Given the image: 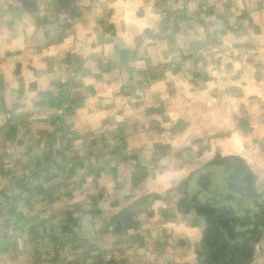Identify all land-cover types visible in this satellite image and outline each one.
<instances>
[{
  "label": "crops",
  "instance_id": "obj_1",
  "mask_svg": "<svg viewBox=\"0 0 264 264\" xmlns=\"http://www.w3.org/2000/svg\"><path fill=\"white\" fill-rule=\"evenodd\" d=\"M76 1L82 16L74 20L70 13H56V0H37L36 12L26 11L18 0H0L1 264H181L191 259L192 247L212 252L220 226L212 224L205 232L202 224L217 218L215 213L234 209L230 203L242 197L230 171L231 161L242 158L233 159L230 152L224 160L217 153L207 158V145L204 150L182 143L201 127L228 118L216 109L212 121L204 120L210 111L185 135L175 134L173 139L184 140L179 146L174 141L171 149L182 154L169 159L157 156L160 144L165 148L168 141L156 136V145L150 124L178 115L165 108L167 85L205 99L200 89L204 69L225 65L219 51L245 53L244 47L224 41L220 50L206 49L215 62L196 64L200 55L185 64L176 44L184 22L235 19L238 4L257 10L259 0ZM198 5L214 9L206 8L200 18ZM148 16L162 28H146ZM62 18L74 20V28L60 26ZM232 30L219 34L236 41L240 33ZM167 38L174 40L172 45ZM151 42H159L157 56ZM168 58L172 67L166 65ZM238 64L234 59L228 66ZM195 66L196 74L191 70ZM211 73L217 78L209 79V86L235 87L214 97L246 102V80L240 74L223 79ZM186 78L194 79L191 89ZM104 83L124 88L125 99L138 100L140 106L103 107L114 95L103 92ZM111 91L119 94L116 88ZM153 97H160L153 101L158 108H152ZM220 142L227 141H214ZM138 169L146 172L139 182ZM199 233L200 242L195 239Z\"/></svg>",
  "mask_w": 264,
  "mask_h": 264
},
{
  "label": "rangeland",
  "instance_id": "obj_2",
  "mask_svg": "<svg viewBox=\"0 0 264 264\" xmlns=\"http://www.w3.org/2000/svg\"><path fill=\"white\" fill-rule=\"evenodd\" d=\"M197 7L200 9V13L198 14L200 18L205 16L204 11L206 8L209 10L214 9V6L211 5H209V7L198 5ZM221 7L222 6H220V8ZM61 8L62 6L58 7L57 11L56 6H54L59 16L70 13L74 20L82 16V10L76 0H74V6L70 12L63 11ZM237 8L238 9L235 11L236 13L233 14L235 19L232 18L229 20L227 17H225V19L223 17L217 19V17H215L213 20H193L184 22L181 28L182 37L176 38V44L178 46L181 45L183 49L182 61H184L185 64H190L193 57L200 55H202L203 58L196 61V64H200L204 60L215 62L216 60L214 58L208 57L205 54L206 49L213 48L220 50V44L224 41L225 43L223 44L227 46L237 44L240 45L241 48L244 47L245 53H243V55H235L236 53L232 54L230 50L227 49L219 51V54L221 52V54L226 57L225 59L222 58V62H225V65L223 68L215 70L208 69V66L204 69L206 80L204 81L205 84H203L200 89H203L202 93H205V99H201V97L200 99H193L189 91L176 90L173 86L167 85V92L165 94L167 95V99L164 101L165 108L167 110H175L178 115L175 118L171 117L173 119L167 117L166 123L162 121L161 123L151 122L150 129L151 137L156 145L160 143H158L156 136H160L161 139L166 137L165 141H168V143H166L168 145H165V148H163V144H160L161 148L157 151H161V153H157V156H161L160 158H162V156L167 157L168 159L174 158L182 154L178 151L179 149H171L174 141L177 144L176 146H179L178 142L184 140V138L173 139L175 134L185 135L194 121L195 123L200 120L202 121V116L207 115L210 111L211 114L204 117V120L209 122L212 121L216 115L214 110L217 109V111H219L218 113H224V117L228 119H224L225 121L223 123H218V119L216 121L217 125L214 127H201L199 132L190 135L187 140L185 139L182 143L183 146H191L190 148H196L197 146L203 149L205 147L206 149L207 145L208 150L204 149L205 151H210L209 154H206L207 158H213L217 153L219 156L218 159L224 160L226 152H230L232 158L236 155L242 158V162L233 160L231 161L232 165L231 163L229 164V166L231 165V176L237 190L242 196L239 197L240 203H238L239 200L230 203V205L235 207L238 211L235 210V212L231 214L215 213L214 215H216L217 218H214V216L209 217L204 226L202 224V229L204 228L206 232L210 225L218 224L220 226L219 229H223V231H221L222 233L219 232L221 237L225 240L234 242L239 247L238 254L234 256L230 255L229 258H227V262L223 261L221 264H264V0H259V6L256 8L257 10H254L253 7L251 8V6L245 3L241 5L238 4ZM246 16H250L252 19H250V17L245 18ZM148 18L150 20L145 21L147 24L146 28H149V30L152 28H162V23L156 21V18L151 16H148ZM73 22H66L62 18L59 23L60 26L62 25L67 31L74 28ZM168 24L170 25L171 23L168 22ZM134 26L138 28V25ZM223 29H233V32L238 31L240 34L238 37H234L236 41H233L231 38L221 37L219 32ZM211 34H213L212 38L210 37ZM167 40L170 45L174 42L173 39L167 38ZM150 44L152 46V55L157 56L160 54L159 45H157L159 42H157V44L151 42ZM167 49H169L168 44ZM188 52H196L197 54L193 53V55H189ZM234 59L237 60L239 66L230 68L228 66L229 61ZM166 62H168L166 63L168 67L174 65L173 59L168 58ZM213 66L216 68V65ZM195 68L196 69H191L194 74L198 72L197 66H195ZM130 69H133L134 72L138 71V69L135 68H127V70ZM149 71L153 73L155 70L150 68ZM214 71L215 74L217 73L218 77L223 76V79L236 77L240 74V76L246 80V85L244 87L246 102L230 103L229 101L224 102L223 100H218V96L214 97V95L227 92V89L230 87L235 88L227 84L218 87L209 86L207 84L209 83V79L217 78L216 75L212 77L211 72ZM168 72L169 71H167V73ZM185 74L188 75V77L191 76V72L189 71ZM169 75L170 74L167 76ZM186 79L188 80L186 88L191 89L194 79ZM116 86L117 85L113 86L109 84L103 85V92L114 93L112 100L103 102V107H105V104H107V106L112 105V109L117 110L120 108L118 105H123L124 108H127V104L131 106H140L139 104H141V102L138 100H126V90L120 88V86ZM123 87H125V85H123ZM114 88H116L119 94H115V91H111L114 90ZM179 88H183V85H180ZM178 91H180V94L174 95L178 93ZM207 93H211L212 98H210V95L207 97ZM119 98L125 99V102L118 101ZM159 100L160 97H153L151 100L152 108H158L153 107L154 105L157 106L153 101L158 102ZM91 105L92 104H90L89 107L93 106ZM212 114L215 115L212 116ZM214 128L216 129L212 130ZM223 128H226V130L229 128L230 131L226 132ZM221 130H223V132H221ZM213 139H215L214 141L226 140L227 142L225 144L220 142V144L217 145L214 143ZM142 142H144V140ZM240 147L241 149H239ZM193 163H198L199 166H202L200 161L197 162L193 160ZM176 166L177 167L173 168H178L180 166L179 163L176 164ZM181 169L179 170H184L183 172L185 173L187 168L182 166ZM145 173L146 172L141 169L136 170V180L138 182L141 181ZM220 186L224 185L221 184ZM139 222H141L140 217ZM220 235L217 236V240L222 239L219 238ZM201 238L203 239L202 233H199V237H195L198 242L201 241ZM212 239V237L209 238V240ZM188 254H190L191 259H184L181 264H211V260L216 259L213 251L206 253V251L200 250L199 247L197 249L192 247V250H189Z\"/></svg>",
  "mask_w": 264,
  "mask_h": 264
},
{
  "label": "trees",
  "instance_id": "obj_3",
  "mask_svg": "<svg viewBox=\"0 0 264 264\" xmlns=\"http://www.w3.org/2000/svg\"><path fill=\"white\" fill-rule=\"evenodd\" d=\"M18 2L28 12H36L38 9L37 0H18ZM55 6H56L57 11H58V7H61V6H62L61 10L71 11L74 6V0H56ZM204 205L206 206L207 209L210 207V206H207L206 204ZM234 210L235 208L231 210L224 209L222 211H224V213L231 214L235 212ZM236 211L238 210L236 209ZM221 231H223V229H216L217 233ZM219 238H222L221 235ZM212 248H213V253L215 254L216 259L211 260V264H221L223 261L227 262L228 260L227 258H229L230 255L234 256L235 254H238L237 252L239 250V247L234 242L225 240L224 238H222L221 240H216Z\"/></svg>",
  "mask_w": 264,
  "mask_h": 264
}]
</instances>
